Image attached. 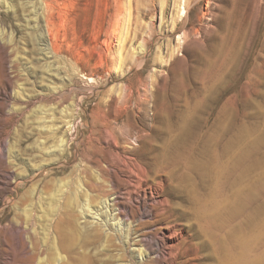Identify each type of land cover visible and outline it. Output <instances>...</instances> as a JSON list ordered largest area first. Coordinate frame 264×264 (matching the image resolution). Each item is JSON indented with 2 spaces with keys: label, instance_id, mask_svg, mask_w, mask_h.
<instances>
[{
  "label": "rangeland",
  "instance_id": "rangeland-1",
  "mask_svg": "<svg viewBox=\"0 0 264 264\" xmlns=\"http://www.w3.org/2000/svg\"><path fill=\"white\" fill-rule=\"evenodd\" d=\"M42 2L62 81L33 73L22 56L24 16L0 3V264H55L50 239L40 249L37 206L62 187L75 191L83 153L104 164L111 150L120 159L133 150L162 170L154 177L195 243L188 264H264V0ZM188 129L192 146L166 165L165 148ZM28 206L32 222H24ZM13 220L23 222L34 258L6 232ZM65 227L50 229L68 257L59 264H82L78 234ZM65 233L74 249L66 254ZM86 264L116 261L96 254Z\"/></svg>",
  "mask_w": 264,
  "mask_h": 264
},
{
  "label": "bare ground",
  "instance_id": "bare-ground-1",
  "mask_svg": "<svg viewBox=\"0 0 264 264\" xmlns=\"http://www.w3.org/2000/svg\"><path fill=\"white\" fill-rule=\"evenodd\" d=\"M14 2L19 5L18 10L12 4ZM0 3L5 10L12 13L19 11L18 14L24 16L23 29L27 42L26 39L25 42L23 40V45H29V51L26 50V47H22V56L28 66L34 70L33 73L35 72L41 80H44L42 75L52 72L57 80L62 81L58 67H53L58 64L56 62L58 56L56 57L57 52L48 37L42 0H0ZM23 5L27 8L26 10L23 9ZM182 36L185 37L186 33L184 32ZM3 38L4 34L0 31V39ZM7 39V43L10 44L12 37ZM250 39L252 38H249L248 41ZM61 90L62 87H53L50 91L52 94L59 95L62 93ZM189 131L188 129L181 137L173 140L172 146L165 148L166 165H176L184 157L185 152L189 150L188 147L192 146L193 135ZM106 139L111 147L118 150L112 134H109ZM112 151H108L107 158H105L108 161L104 159V164L97 160L93 162L90 160L88 152L87 154L83 153L84 157L80 159L77 165L81 180L77 183L75 191H68L66 187L65 190H61L64 189L62 187L50 195L45 203V208H41L38 204L37 208L42 216L36 218L39 221L42 219L44 222L40 249L44 250V247H46V245L44 246L45 242L50 239V250L54 256V263L59 264L68 260L67 256H62L58 251L55 245V237H53L54 235L51 236L50 233V229L57 230L58 223L63 220L66 226L65 230L78 234L77 239L79 242L76 246L79 249V254L83 256L82 264H86L96 254L104 255L109 261H116V264H188L183 259L190 253L192 254V249L195 250V243L191 242L190 236L185 233L183 225L173 216L169 209V201L163 191L164 189H162V182L154 177L162 170L153 172L148 161H139L133 150L126 152L128 154L126 157L124 155V159L121 158L122 160L120 159L122 155L118 153L114 155ZM10 157L9 155L8 158L6 157L7 161L14 168L15 163L11 164ZM41 168L42 165L35 169L40 170ZM14 175L17 178L26 177L25 173ZM34 211L31 206L22 210L25 218L24 222L26 220L32 222L31 216ZM236 212L235 209L234 213L236 214ZM208 215L210 214L208 213ZM211 222L213 224L215 222L219 226L221 216L218 215L216 219H211ZM52 223L54 224L52 225ZM8 227L9 229L6 232L11 233V235L16 234L15 240L20 243L22 251L28 247L29 252L33 254L31 256L34 258L36 246L27 236L23 222L13 220ZM33 235H35L34 232ZM32 238L31 240H33ZM72 239L73 237L65 233L63 239L65 254L70 248L74 250L70 243ZM99 251L101 252L98 253ZM194 255H197L196 251ZM127 257L130 259L127 260ZM191 260L195 261L196 259ZM235 263L240 264L241 261L237 259Z\"/></svg>",
  "mask_w": 264,
  "mask_h": 264
}]
</instances>
